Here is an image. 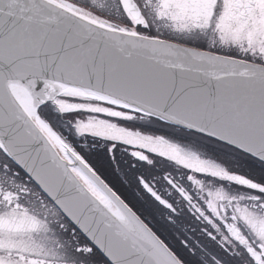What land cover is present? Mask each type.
<instances>
[{
    "label": "snow or ice",
    "instance_id": "obj_1",
    "mask_svg": "<svg viewBox=\"0 0 264 264\" xmlns=\"http://www.w3.org/2000/svg\"><path fill=\"white\" fill-rule=\"evenodd\" d=\"M0 264H264V0H0Z\"/></svg>",
    "mask_w": 264,
    "mask_h": 264
},
{
    "label": "trees",
    "instance_id": "obj_2",
    "mask_svg": "<svg viewBox=\"0 0 264 264\" xmlns=\"http://www.w3.org/2000/svg\"><path fill=\"white\" fill-rule=\"evenodd\" d=\"M125 194L128 195L130 198L133 197V193L131 192V190L125 189Z\"/></svg>",
    "mask_w": 264,
    "mask_h": 264
}]
</instances>
